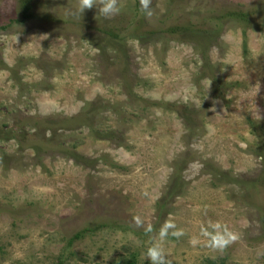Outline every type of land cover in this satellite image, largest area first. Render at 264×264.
Listing matches in <instances>:
<instances>
[{"label": "rangeland", "instance_id": "374dc122", "mask_svg": "<svg viewBox=\"0 0 264 264\" xmlns=\"http://www.w3.org/2000/svg\"><path fill=\"white\" fill-rule=\"evenodd\" d=\"M76 4L33 0L18 23L0 0V264H150L157 243L170 264H264V0ZM216 225L237 239L209 247Z\"/></svg>", "mask_w": 264, "mask_h": 264}, {"label": "clouds", "instance_id": "9594fccd", "mask_svg": "<svg viewBox=\"0 0 264 264\" xmlns=\"http://www.w3.org/2000/svg\"><path fill=\"white\" fill-rule=\"evenodd\" d=\"M151 0H140V9L146 17H150L152 15V10L150 8ZM97 8L98 15L103 19H110L116 16L120 9L118 7V0H77L76 8L69 9L66 11V15L69 16H81V14L90 8ZM133 224L136 227H140L142 225V220L140 217L133 218ZM170 227H174L173 225H164L160 229L159 238L161 241L169 234L168 229ZM209 237V247L213 249H223L232 241L237 239L235 234L227 232V230H220V226H214V234L206 233ZM173 236L183 235L182 231H175L172 233ZM146 259L150 262V264H170V262L166 259L164 251L160 244H153L149 247L145 253Z\"/></svg>", "mask_w": 264, "mask_h": 264}, {"label": "trees", "instance_id": "16d2710c", "mask_svg": "<svg viewBox=\"0 0 264 264\" xmlns=\"http://www.w3.org/2000/svg\"><path fill=\"white\" fill-rule=\"evenodd\" d=\"M19 1V7H20V11H21V17L18 20V23H24L27 20L32 19L33 16V0H18ZM135 1V8H137L138 6H140V0H134ZM139 11V10H138ZM134 13H136V10H134ZM135 15L133 14L132 17H129V24H133L134 23V19H135ZM219 18L222 19H226L229 20L231 19L232 21L237 22L238 24L242 25L243 27H247V28H255V25H253V21H252V15L251 13L248 12H244L241 11L239 9H235V10H226L223 13H221V15L219 16ZM137 23V22H136ZM138 23H142V21H138ZM71 24V22H70ZM141 26V25H140ZM206 25L204 23H201V26L198 29H194L192 27H186L185 25H167L165 26L162 30H157L158 33L156 32H152V31H145L144 34L145 36H151V35H155V34H162V35H166V36H170V35H176V34H183V33H187V32H207L205 28ZM110 29H107L106 27H104V31L106 34H109L111 36L112 39L116 40L117 43L121 44L124 43V38L120 36V34L118 32L113 33L111 31H109ZM136 32V31H135ZM162 32V33H161ZM133 36V35H132ZM205 45H207V41L205 40ZM203 60L205 65L203 66L204 70L207 71V69H210L209 62H207V57L205 56V53H203ZM203 63V64H204ZM12 71V70H11ZM208 72V71H207ZM127 72H122L121 75H123V78H125L127 76L126 74ZM131 76V78L126 79V86L130 85V87H128L127 91H130L132 85H134L138 80L136 79L135 75H129ZM202 76H206L207 78H209L212 82V85L214 86V90L216 92L218 88L217 84H221L220 81L214 76V74L212 73V71L210 70L209 73H206L204 71H202ZM222 85V84H221ZM23 86V84H20V87ZM222 97V96H221ZM92 106V105H91ZM86 113V111H84ZM251 128H252V133H257L258 129L260 127H258L257 124L251 123L250 124Z\"/></svg>", "mask_w": 264, "mask_h": 264}]
</instances>
